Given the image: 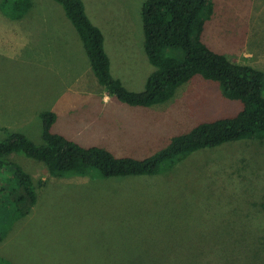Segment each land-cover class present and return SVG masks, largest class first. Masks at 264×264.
Here are the masks:
<instances>
[{"label": "rangeland", "instance_id": "374dc122", "mask_svg": "<svg viewBox=\"0 0 264 264\" xmlns=\"http://www.w3.org/2000/svg\"><path fill=\"white\" fill-rule=\"evenodd\" d=\"M1 1L0 141L7 130L43 145L39 116L52 111L58 114L54 133L143 160L173 137L242 110L219 83L201 76L161 105L135 111L116 97L104 104L98 90L91 92L96 77L62 6L32 0L18 21ZM82 1L104 35L113 76L128 90L143 91L156 70L144 49L147 0ZM214 3L203 41L264 72V0ZM9 158L44 185L23 218L9 205L5 211L0 193V264H264V141L201 150L156 176L108 179L92 171L55 178L41 162Z\"/></svg>", "mask_w": 264, "mask_h": 264}, {"label": "trees", "instance_id": "16d2710c", "mask_svg": "<svg viewBox=\"0 0 264 264\" xmlns=\"http://www.w3.org/2000/svg\"><path fill=\"white\" fill-rule=\"evenodd\" d=\"M54 1L62 6L80 36L93 74L109 96L131 107H153L171 101L182 85L201 76L219 83L223 95L240 101L242 110L233 117L201 123L191 132L173 137L166 147L143 160L118 158L102 147H86L54 133L58 116L44 111L39 116L43 145L7 130L8 138L0 141V193L4 195L1 198L5 211L9 205L17 218L25 217L37 202V191L44 185L43 181L36 184L21 165L10 160L14 154L43 163L51 177H87L94 171L109 179L156 176L201 150L246 139L264 141V72L232 62L203 41L206 25L214 15V0H147L144 3L141 13L144 49L156 70L141 92L128 90L112 75L104 35L89 19L83 1ZM1 7L12 20L19 21L32 9L33 3L32 0H2Z\"/></svg>", "mask_w": 264, "mask_h": 264}, {"label": "crops", "instance_id": "0c3cea01", "mask_svg": "<svg viewBox=\"0 0 264 264\" xmlns=\"http://www.w3.org/2000/svg\"><path fill=\"white\" fill-rule=\"evenodd\" d=\"M111 70H112V63H111ZM90 72V71H89ZM90 75H92L91 73H90ZM113 75V74H112ZM115 78H117V77H115ZM119 79V78H118ZM91 86H93V87H90V89L92 90L91 92H93V91H99V94L101 95V96H103V98H104V104H109L110 103V101L112 100V97L111 96H109L108 95V93H106V90L98 83V80L96 79V80H94V85H91ZM125 86V85H124ZM101 89H103V90H101ZM67 101H72V100H67ZM62 103V102H61ZM61 103H59L58 104V106H59V108H62L63 106H65V105H63V103H62V105H60ZM71 106H72V108H74L75 107V105H73V104H71ZM130 108H132L133 110H135V111H137V109H138V107H131L130 106ZM129 109V108H128ZM57 114V113H56ZM57 116H58V114H57ZM146 121H147V117L146 118H144ZM151 120L153 121L154 120V117H151ZM144 125V123H141V122H138L137 124H134V126L135 127H137V130L138 131H141V129H142V126ZM61 135H63V133H60ZM159 135H158V138H160L161 137V135H163V132H160V129H159V133H158ZM65 136V135H64ZM66 137H68V136H66ZM69 138V137H68ZM70 138H73V140L74 141H76L77 140V136H70ZM72 140V139H71ZM77 142V141H76Z\"/></svg>", "mask_w": 264, "mask_h": 264}]
</instances>
